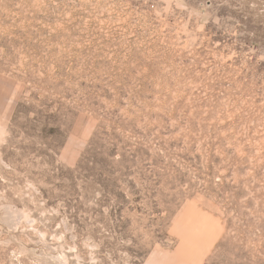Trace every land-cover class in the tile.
I'll use <instances>...</instances> for the list:
<instances>
[{
    "label": "rangeland",
    "instance_id": "1",
    "mask_svg": "<svg viewBox=\"0 0 264 264\" xmlns=\"http://www.w3.org/2000/svg\"><path fill=\"white\" fill-rule=\"evenodd\" d=\"M0 264H264V0H0Z\"/></svg>",
    "mask_w": 264,
    "mask_h": 264
}]
</instances>
